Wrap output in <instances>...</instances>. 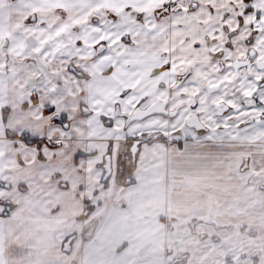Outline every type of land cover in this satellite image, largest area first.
I'll use <instances>...</instances> for the list:
<instances>
[{
	"label": "snow or ice",
	"instance_id": "snow-or-ice-1",
	"mask_svg": "<svg viewBox=\"0 0 264 264\" xmlns=\"http://www.w3.org/2000/svg\"><path fill=\"white\" fill-rule=\"evenodd\" d=\"M0 264H264V0H0Z\"/></svg>",
	"mask_w": 264,
	"mask_h": 264
}]
</instances>
